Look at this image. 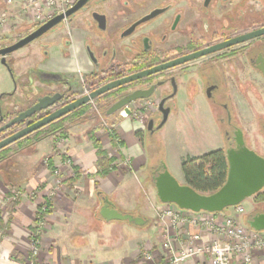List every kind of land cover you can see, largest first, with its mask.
<instances>
[{"label": "flooded vegetation", "instance_id": "obj_1", "mask_svg": "<svg viewBox=\"0 0 264 264\" xmlns=\"http://www.w3.org/2000/svg\"><path fill=\"white\" fill-rule=\"evenodd\" d=\"M49 19L32 21L30 29L12 42L0 35V49L15 44ZM56 49L63 69L53 68L61 66ZM0 62L14 87L12 92L0 94V143L107 84L159 67L65 116L98 100L108 117L114 103L154 87L149 98L128 105L130 114L121 109L110 116L115 118L109 125L112 130L123 111L142 121L144 128L138 133L150 136L170 119L186 120L206 113L217 125L225 154L238 146L240 137L264 158V0H89L4 60L0 56ZM56 94L60 98L54 104L12 123L40 99ZM20 99L26 101L21 109ZM50 124L0 148V167L50 136ZM67 126L65 122L64 129ZM42 131L45 135L36 140ZM159 167H152L151 178Z\"/></svg>", "mask_w": 264, "mask_h": 264}, {"label": "crops", "instance_id": "obj_2", "mask_svg": "<svg viewBox=\"0 0 264 264\" xmlns=\"http://www.w3.org/2000/svg\"><path fill=\"white\" fill-rule=\"evenodd\" d=\"M58 50L53 51L61 66L53 68L63 69ZM26 62L29 64V60ZM94 123L86 119L68 124L59 132L67 137L66 142L56 145V133L5 161L12 176H0V250L4 256L0 264H150L143 258L146 250H151L156 260L163 259L164 228L158 216L161 202L150 191L146 173L149 165L157 167L164 161L151 163L142 146L145 132L136 134L144 128L142 121L122 117L114 126L117 146L107 130L99 128L94 134L100 149L116 157L115 168L102 175L97 166L99 147L90 133ZM44 156L50 157V166L43 165ZM54 169L60 170L61 180ZM50 189H54L53 207L39 234V247L33 251L31 235L37 206ZM105 198L121 211L145 217L146 223L107 222L100 214ZM149 207L155 212L153 222L148 212H143ZM228 212L226 209L218 216ZM254 260V264H264V253L257 251ZM183 264L211 263L200 256Z\"/></svg>", "mask_w": 264, "mask_h": 264}, {"label": "water", "instance_id": "obj_3", "mask_svg": "<svg viewBox=\"0 0 264 264\" xmlns=\"http://www.w3.org/2000/svg\"><path fill=\"white\" fill-rule=\"evenodd\" d=\"M88 1L89 0H78L76 5L68 9L65 13L55 15L42 24L37 30L21 38L15 44L0 49V56H2L4 60L5 56L9 53L26 46L48 30L54 28L60 24L64 18L69 17ZM158 70H160L159 67L107 84L95 90L90 95H86L65 105L47 117L38 120L30 127L7 138L0 143V148H3L10 143H13L18 139L42 128L43 126L62 118L66 114L86 104L90 99L96 98L113 88L119 87L134 79L147 76ZM153 91L154 87L148 90H138L130 95H127L109 108L106 113L107 116H111L121 109H125V111L130 114L131 111L128 105L138 99L149 98ZM59 98L60 96L56 94L54 96H46L40 99L38 104L28 111L21 113L19 117L12 121V123L32 115L37 110H41L44 107L54 104L59 100ZM226 158L228 162L227 179L218 190L212 193H202L187 183H181L170 172L167 164L162 162L159 167L160 171L152 177V184L155 188L159 201L162 204H174L180 209L193 212L204 211L210 213H220L228 208L242 204L257 195L264 188V158L245 146L243 141L240 140V137L236 148H229L226 150ZM102 202L100 214L107 222L125 221L135 226H143L147 221V219L141 215H134L133 213L117 209L109 198L103 199ZM245 222L246 225L253 230L264 231V211L249 213Z\"/></svg>", "mask_w": 264, "mask_h": 264}, {"label": "built area", "instance_id": "obj_4", "mask_svg": "<svg viewBox=\"0 0 264 264\" xmlns=\"http://www.w3.org/2000/svg\"><path fill=\"white\" fill-rule=\"evenodd\" d=\"M17 1L21 2L20 13L41 23L64 13L75 0H6L8 5ZM6 22L7 18L1 17L0 27H4ZM122 115L127 117L124 111ZM107 131L110 137L114 135L109 125ZM64 142L57 140V145ZM47 208L46 205L42 206V210L38 211L39 218L35 219L33 251L39 246V234L45 227L47 215L51 211L50 208L47 211ZM231 208L235 210L234 214L224 216L222 221H218V213L193 212L180 209L174 204L161 203L158 216L164 228V256L162 260H156L154 253L146 250L143 253L144 260L150 264H183L190 259L205 256L211 264H235L236 261L239 264H254L255 253H264V231H256L246 226L242 219L246 213L243 204ZM3 258L0 250V260Z\"/></svg>", "mask_w": 264, "mask_h": 264}, {"label": "rangeland", "instance_id": "obj_5", "mask_svg": "<svg viewBox=\"0 0 264 264\" xmlns=\"http://www.w3.org/2000/svg\"><path fill=\"white\" fill-rule=\"evenodd\" d=\"M0 1H1L0 14L2 13L0 18L5 16L8 20L4 28L0 27V31L4 33V34L0 33V35L4 39L5 42H12L16 40L18 37L22 36L26 31L30 29V23H33L32 21H34V19L31 16L25 17L23 13H20V9H21L20 1H17L13 5H8L6 0H3V2L2 0ZM34 22L38 23V21H34ZM13 88L14 87H13L11 75L8 73L7 69L0 62V94L3 92H8V91L12 92ZM101 103L102 102L95 100V102L89 104L87 107L84 108L85 109L84 114L80 115L79 117L80 119H91V120L93 119L95 121L94 123L95 127L96 126L98 128L102 127L105 131L107 130L108 125H110L111 122L114 121L115 118L110 117V116L104 117L105 113L102 108L104 107V105H102ZM25 105H26V101H23L22 99L18 101L19 109L23 108ZM207 113L209 112L207 111ZM78 118H77L76 113L75 114L71 113L67 117L64 118L65 121H63V123L68 122L69 124V123H72V121L73 122L78 121L76 120ZM59 123H62V122H59ZM43 131L38 132L36 134V137H35L36 140L40 136L45 135L44 134L45 132ZM113 131L115 132V128L113 129ZM113 136L114 135H112L110 138L113 139ZM55 138H56V142L57 140L58 141L63 140L65 142L67 141V137L62 134L54 135L53 139ZM142 146L145 149L146 153L150 156L151 163L153 162L159 163V161L162 159L167 164L170 172L181 183H185L183 170H182L183 161L187 159L188 157L201 156L210 151L220 149L222 147V139H221V135L217 129V125L215 121L213 120V118H211L209 114L200 113L199 115L193 118L186 119V120L170 119V121L162 129H158L154 135L150 136L149 134H146L145 140L142 137ZM112 157L116 158L115 156H112ZM49 158H50L49 156H44L43 158L42 163L45 167L50 166V165H47V161H48V164H50ZM11 163L12 162H9L8 164H11ZM130 167H131L130 164L127 163V168H130ZM0 170L2 173H5L7 176H12L11 172H9L6 165L4 167L1 166ZM54 170H55L54 171L55 176L59 180H61L62 178H60L61 177L60 170L59 169H54ZM150 170H152V168L149 165V167L147 168V173H146L148 177L147 184L154 198L157 201H159L156 195L155 188L152 184ZM144 177L146 178V176ZM60 183L61 181H58L59 185H61ZM52 190L50 189V192L46 194V198H43L40 201V204H38L35 219L39 218L38 211L42 210L41 209L42 206L44 205L48 206L47 211L49 210V208L50 210L52 209L53 207L52 198L54 197V195H50ZM102 203H101V206H102ZM258 203L260 202L255 196L242 203L245 208V212H246V214L242 216L244 223L249 213H253L257 211L256 209L261 210V212L264 211V203L263 204L262 203L258 204ZM2 205L3 204L1 203V198H0V211L2 210L1 209ZM228 209H229V212L225 216L233 215L235 210L233 208H228ZM146 210L147 211H143V212L144 213L148 212L147 216L150 218V222H153L155 220L154 210L151 209L150 207L147 208ZM223 219H224V216L217 217L218 221H222ZM35 228L31 235V243H32V236L34 235V233H36ZM210 236H213V235H210ZM31 263L32 261H29V264Z\"/></svg>", "mask_w": 264, "mask_h": 264}, {"label": "trees", "instance_id": "obj_6", "mask_svg": "<svg viewBox=\"0 0 264 264\" xmlns=\"http://www.w3.org/2000/svg\"><path fill=\"white\" fill-rule=\"evenodd\" d=\"M84 112L85 109L81 108L73 112V114L76 113L78 118L80 115H83ZM67 116L52 122L48 127V135H54L59 131L63 132V121H65L64 118ZM76 120L85 121V119H80V117ZM97 129L98 127H94L90 133L94 144L99 147L97 166L100 169V173L104 175L115 168L116 158L110 157L106 151L100 149L99 140L94 136ZM136 134L139 135L138 132ZM112 142L114 146L118 145L117 136L115 133ZM182 170L185 183L189 184L199 192L212 193L218 190L227 179L228 162L226 154L223 149H217L201 156L188 157L183 161ZM256 198L258 200H264V192L259 193Z\"/></svg>", "mask_w": 264, "mask_h": 264}]
</instances>
